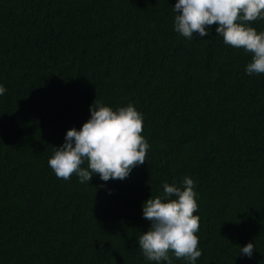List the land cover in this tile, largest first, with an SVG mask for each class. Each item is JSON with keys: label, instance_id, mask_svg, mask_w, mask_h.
Listing matches in <instances>:
<instances>
[{"label": "trees", "instance_id": "1", "mask_svg": "<svg viewBox=\"0 0 264 264\" xmlns=\"http://www.w3.org/2000/svg\"><path fill=\"white\" fill-rule=\"evenodd\" d=\"M175 3L0 0V264H155L138 246L142 204L186 175L196 264H264V74H246L252 54L215 25L177 33ZM93 103L143 114L151 147L124 180H64L48 165Z\"/></svg>", "mask_w": 264, "mask_h": 264}, {"label": "clouds", "instance_id": "2", "mask_svg": "<svg viewBox=\"0 0 264 264\" xmlns=\"http://www.w3.org/2000/svg\"><path fill=\"white\" fill-rule=\"evenodd\" d=\"M173 9L177 33L188 40L202 38L215 25L225 44L252 54L246 74H264V31L249 23L264 20V0H176ZM6 92L0 84V96ZM142 132L143 114L134 104L114 109L93 103L90 117L79 129L66 131L64 142L54 147L48 165L64 180L73 174L80 183H89L97 174L103 182L124 180L134 167L144 164L151 147ZM198 209L196 182L188 175L179 184L165 183L161 195L144 201L142 215L150 221L149 229L138 237L144 257L155 264H174L173 257L196 264L202 255ZM254 248L249 241L239 254L251 258Z\"/></svg>", "mask_w": 264, "mask_h": 264}]
</instances>
